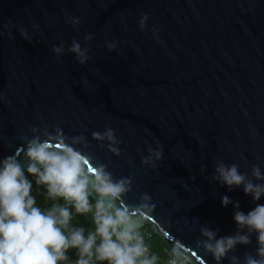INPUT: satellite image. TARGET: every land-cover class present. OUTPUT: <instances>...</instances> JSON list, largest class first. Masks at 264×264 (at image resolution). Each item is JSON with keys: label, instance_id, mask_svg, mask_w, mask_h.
<instances>
[{"label": "water", "instance_id": "water-1", "mask_svg": "<svg viewBox=\"0 0 264 264\" xmlns=\"http://www.w3.org/2000/svg\"><path fill=\"white\" fill-rule=\"evenodd\" d=\"M69 15L80 23H67ZM0 33V157L22 150L33 127L82 133L86 151L130 177L126 203L151 197L142 226L169 247L180 243L190 264H214L195 241L202 224L217 235L234 231L221 195L245 212L264 203L211 180L216 160L264 172V0H0ZM72 39L88 45L84 64L67 51ZM105 40L116 47L108 51ZM61 43L55 55L51 46ZM106 126L119 155L90 135ZM157 142L161 159L141 165ZM254 246L237 245L235 254Z\"/></svg>", "mask_w": 264, "mask_h": 264}, {"label": "clouds", "instance_id": "clouds-1", "mask_svg": "<svg viewBox=\"0 0 264 264\" xmlns=\"http://www.w3.org/2000/svg\"><path fill=\"white\" fill-rule=\"evenodd\" d=\"M146 18L144 13L136 21L141 30ZM66 22L76 26L80 18L69 15ZM17 31L21 38L32 39L23 26ZM152 37L158 39L155 30ZM91 38L88 33L82 40ZM104 43L108 51L116 47L115 40ZM64 50L62 43L51 46L55 55ZM67 51L79 64L89 59L87 43L81 47L72 39ZM31 132L22 150L0 157V264H157L160 258L149 251L140 231L145 213L154 207L149 194L141 193L136 203H126L130 177L114 176L106 163L86 151L82 133L67 136L60 127L51 132L33 127ZM90 135L119 155L120 141L110 126ZM161 157L157 142L147 147L140 163L154 168ZM211 180L228 191L240 187L253 202L264 196V172L256 164L246 174L236 163L216 160ZM37 197L43 204L37 203ZM220 204H231L234 231L217 235L218 230L202 224L197 248L214 264L224 259L227 264H264V203H255L245 212L239 209V201L221 195ZM253 239L252 249L235 254L237 245H248ZM184 253L183 246L173 241L166 264H186Z\"/></svg>", "mask_w": 264, "mask_h": 264}, {"label": "trees", "instance_id": "trees-1", "mask_svg": "<svg viewBox=\"0 0 264 264\" xmlns=\"http://www.w3.org/2000/svg\"><path fill=\"white\" fill-rule=\"evenodd\" d=\"M37 203L43 204V201L40 197H37ZM78 219H80V222H84L83 218H78ZM74 222H76V221H74ZM141 228H146L152 232V236L147 241V245L149 247V250L151 252H155L157 254V256L160 258L158 260L157 264H166L170 247L165 244V242L163 241V239L160 236H158L157 234H155L152 231V228L150 225L144 224ZM69 254L70 255L72 254L71 249L69 250ZM186 264H190V263L186 262Z\"/></svg>", "mask_w": 264, "mask_h": 264}, {"label": "built area", "instance_id": "built-area-1", "mask_svg": "<svg viewBox=\"0 0 264 264\" xmlns=\"http://www.w3.org/2000/svg\"><path fill=\"white\" fill-rule=\"evenodd\" d=\"M140 231H141V233L144 236L145 242L147 243V241L149 240V238L152 236V232L150 230L146 229V228H141Z\"/></svg>", "mask_w": 264, "mask_h": 264}]
</instances>
